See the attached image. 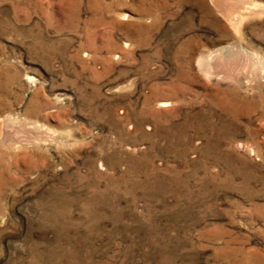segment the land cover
<instances>
[{
	"label": "rangeland",
	"instance_id": "obj_1",
	"mask_svg": "<svg viewBox=\"0 0 264 264\" xmlns=\"http://www.w3.org/2000/svg\"><path fill=\"white\" fill-rule=\"evenodd\" d=\"M0 264H264V0H0Z\"/></svg>",
	"mask_w": 264,
	"mask_h": 264
},
{
	"label": "bare ground",
	"instance_id": "obj_2",
	"mask_svg": "<svg viewBox=\"0 0 264 264\" xmlns=\"http://www.w3.org/2000/svg\"><path fill=\"white\" fill-rule=\"evenodd\" d=\"M210 1V0H209ZM211 3H213V1L211 2ZM232 18V17H231ZM231 20V19H230ZM202 67H204V66H202ZM204 70H205V68H204Z\"/></svg>",
	"mask_w": 264,
	"mask_h": 264
}]
</instances>
